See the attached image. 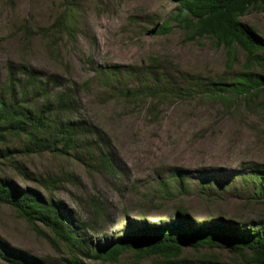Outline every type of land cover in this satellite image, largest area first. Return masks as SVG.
<instances>
[{
    "label": "rangeland",
    "instance_id": "374dc122",
    "mask_svg": "<svg viewBox=\"0 0 264 264\" xmlns=\"http://www.w3.org/2000/svg\"><path fill=\"white\" fill-rule=\"evenodd\" d=\"M175 5L174 0H0V82L9 63H24L42 77L73 80L76 116L96 129L83 133L84 148L75 153L14 156L25 167V177L2 164L0 174L15 187L50 194L92 224L95 230L87 235L92 243H108L128 222L165 225L178 210L191 225L218 218L238 222L241 229L264 213V189L252 179L264 168L261 97L214 94L209 83L244 71L245 54L234 48L227 58L225 48L209 37H186L170 19ZM239 20L264 40V10L251 7ZM164 21L166 30L152 32ZM150 57L162 60L159 69L139 73ZM95 65L130 68L132 74L121 70L117 79L132 88L162 73L164 93L110 94ZM98 150L108 154L110 170L94 163L91 153ZM171 175L179 179L167 182ZM36 176L56 181L47 191ZM158 181L171 188L167 195L158 190ZM91 196L101 203V220L91 216ZM0 240L41 264H70L61 244L36 234L5 204H0ZM204 252L222 262L234 258L224 249H199ZM77 258L82 264H154L151 258L135 259L131 251L121 252L116 261Z\"/></svg>",
    "mask_w": 264,
    "mask_h": 264
},
{
    "label": "trees",
    "instance_id": "16d2710c",
    "mask_svg": "<svg viewBox=\"0 0 264 264\" xmlns=\"http://www.w3.org/2000/svg\"><path fill=\"white\" fill-rule=\"evenodd\" d=\"M176 5L170 19L190 39L209 37L217 46L225 48L227 58L234 48L245 54L244 71L227 79L209 81L214 94H235L246 98L261 97L259 107L264 109V40L253 27L242 23L239 17L249 8L264 10V0H174ZM66 16V15H65ZM63 19V16L62 18ZM57 23H59L57 21ZM168 27L161 22L152 32H162ZM161 59L150 57L139 73L148 75L161 66ZM259 66L260 71L251 67ZM94 71L100 84L110 94L136 97L164 93L165 78L155 73L150 81L132 88L122 84L117 76L132 74L128 67L95 65ZM116 84V85H114ZM119 86V87H118ZM78 86L73 80L64 81L56 74L42 77L24 63L6 66L0 82V164L12 167L21 177L28 173L14 156L48 151L59 155L75 153L84 146L80 142L86 130L95 134L96 129L85 125L76 116ZM245 98V99H246ZM85 154L86 150L83 151ZM94 152V151H93ZM98 168L110 170L112 162L104 150L91 153ZM252 175V174H251ZM35 180L48 191L55 177ZM179 179L171 175L168 180ZM258 189H264V168L255 172ZM158 190L167 195L171 188L166 181L157 182ZM180 191V185H175ZM254 189L253 194L257 193ZM0 204L10 206L36 234L61 244L68 253L70 264H82L77 256L116 261L123 251H131L135 259L151 258L154 264H264V213L254 223L241 229L238 222L212 219L199 226L191 225L188 217L178 210L165 225H150L143 220L128 222L123 231L108 243H92L87 236L94 226L75 217L50 194L42 197L28 187H15L9 178L0 174ZM91 216L102 219V206L98 198L88 199ZM55 241V242H54ZM189 248L195 254L186 252ZM224 249L234 258L222 262L212 252L199 253V249ZM7 264H41L37 259L5 246L0 240V261Z\"/></svg>",
    "mask_w": 264,
    "mask_h": 264
}]
</instances>
